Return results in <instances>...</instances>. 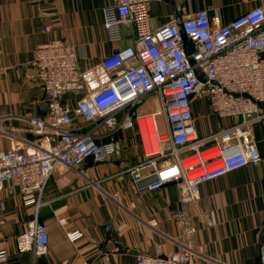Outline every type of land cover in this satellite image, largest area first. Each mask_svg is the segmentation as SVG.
Segmentation results:
<instances>
[{
  "label": "crops",
  "instance_id": "0c3cea01",
  "mask_svg": "<svg viewBox=\"0 0 264 264\" xmlns=\"http://www.w3.org/2000/svg\"><path fill=\"white\" fill-rule=\"evenodd\" d=\"M114 4L115 0H0V150L10 149L18 140L37 141L29 119L41 117L38 106L45 104L32 65L38 45L51 39L72 45L79 69L91 79L101 72L104 56L133 43L129 26L121 27L118 39H110L104 30L105 9ZM258 4L257 0H155L149 4V26L154 29L205 9L212 25L218 27ZM150 95L154 97L146 96L139 105L147 115L160 109L157 94ZM78 96L67 92L62 100L74 105ZM192 113L202 148L219 151L223 131L235 119L217 117L205 99H193ZM147 121L151 123L150 118ZM155 122L158 130L165 129L161 115ZM250 128L264 157V121L256 120ZM141 134L142 138L135 124L119 130L113 137L118 149L108 161L83 162L52 174L37 209L35 204L23 205L4 184L0 250L6 253L5 264H135L141 255L165 256L184 247L191 248L204 264H259L264 167L247 165L206 181L199 187L197 202L181 203L174 183L157 190L147 188L149 167L142 170L139 182L131 181V169L145 159L143 138L149 149L148 132L141 127ZM232 145L233 141L225 143L226 148ZM176 212H183L195 227L191 238L184 234ZM36 213L47 227L48 244L34 258L29 251H17L16 239ZM73 229L84 235L71 242L67 232Z\"/></svg>",
  "mask_w": 264,
  "mask_h": 264
},
{
  "label": "built area",
  "instance_id": "2783aa9c",
  "mask_svg": "<svg viewBox=\"0 0 264 264\" xmlns=\"http://www.w3.org/2000/svg\"><path fill=\"white\" fill-rule=\"evenodd\" d=\"M153 1L115 0L105 9L103 27L109 38L118 39L121 27L129 26L134 39L131 45L104 56L101 72L91 79L79 69L72 45L51 39L37 46L32 65L45 93L46 113L29 119L37 141L18 140L10 149L0 150V190L8 184L23 205L35 204L37 209L52 174L74 169L89 156L96 162L108 161L118 149L114 135L135 124L142 138V123L154 145L148 152L142 139L145 159L131 169V181L139 182L142 170L149 167L147 188L157 190L174 183L181 203L197 202L199 187L206 181L247 165L264 167L250 128L252 122L264 121L260 105L264 102V59L260 57L264 53V0L218 27L201 9L183 15L179 22L152 29L148 9ZM197 68L205 81L197 78ZM67 92L78 93L74 105L62 100ZM151 93L157 94L160 109L147 115L139 105ZM193 99H205L219 118L235 119L234 125L224 129L219 151L202 148ZM158 115L165 122L162 131L155 122ZM229 141L233 145L226 148ZM2 210L0 201V219ZM174 216L191 238L196 229L190 219L183 212ZM209 218L214 223L212 212ZM83 235L82 230L73 229L67 239L74 242ZM47 244V227L36 213L17 236V251H29L36 258ZM6 259L0 250V264ZM135 264L204 262L184 247L165 256L141 255Z\"/></svg>",
  "mask_w": 264,
  "mask_h": 264
},
{
  "label": "water",
  "instance_id": "95a60500",
  "mask_svg": "<svg viewBox=\"0 0 264 264\" xmlns=\"http://www.w3.org/2000/svg\"><path fill=\"white\" fill-rule=\"evenodd\" d=\"M179 22V21H176ZM116 52V51H114ZM261 59H264V53L260 54ZM195 74L197 76V78L201 81H205L206 77L205 75L202 73V71L200 69H196L195 70ZM244 96H246V94H243ZM260 105L264 108V102L260 103ZM38 108L41 110V115L44 116L46 113V104H41L38 106ZM93 157L89 156L87 157L84 162H93ZM109 226L107 227V237L109 235ZM108 239V238H107ZM115 246L118 247L119 250L122 249L121 245L114 242ZM259 264H264V228L262 229L260 236H259Z\"/></svg>",
  "mask_w": 264,
  "mask_h": 264
},
{
  "label": "bare ground",
  "instance_id": "6f19581e",
  "mask_svg": "<svg viewBox=\"0 0 264 264\" xmlns=\"http://www.w3.org/2000/svg\"><path fill=\"white\" fill-rule=\"evenodd\" d=\"M146 125H144L143 123H142V130H146L145 127ZM147 141V144L149 145V149L147 150V148H146V143H145V140H144V138H143V142H144V146H145V148H146V150L149 152V151H152L153 150V148H152V146L154 145V141L152 140V143L149 141V140H146Z\"/></svg>",
  "mask_w": 264,
  "mask_h": 264
},
{
  "label": "rangeland",
  "instance_id": "374dc122",
  "mask_svg": "<svg viewBox=\"0 0 264 264\" xmlns=\"http://www.w3.org/2000/svg\"><path fill=\"white\" fill-rule=\"evenodd\" d=\"M148 97H151V99H152V97H154V96H152V95H150V94H149V96H148ZM140 105L142 106V103H141ZM140 108H141V107H140Z\"/></svg>",
  "mask_w": 264,
  "mask_h": 264
}]
</instances>
